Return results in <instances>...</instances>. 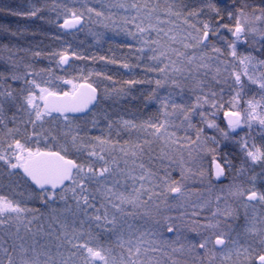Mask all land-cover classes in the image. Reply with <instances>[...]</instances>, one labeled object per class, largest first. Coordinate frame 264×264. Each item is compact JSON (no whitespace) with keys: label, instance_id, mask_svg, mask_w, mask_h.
Listing matches in <instances>:
<instances>
[{"label":"snow or ice","instance_id":"6c2138e0","mask_svg":"<svg viewBox=\"0 0 264 264\" xmlns=\"http://www.w3.org/2000/svg\"><path fill=\"white\" fill-rule=\"evenodd\" d=\"M0 13V264H264V0Z\"/></svg>","mask_w":264,"mask_h":264},{"label":"trees","instance_id":"16d2710c","mask_svg":"<svg viewBox=\"0 0 264 264\" xmlns=\"http://www.w3.org/2000/svg\"><path fill=\"white\" fill-rule=\"evenodd\" d=\"M28 3V0H0V5L3 4H9L11 6H23ZM0 23H10V24H16V23H24L23 18L19 17H13L11 15L0 13ZM88 43H93L92 40H87ZM108 42H103L102 47H97L95 44H93V48L100 52V54H108V48H109ZM113 47H115V44H112ZM114 69V68H113Z\"/></svg>","mask_w":264,"mask_h":264},{"label":"rangeland","instance_id":"374dc122","mask_svg":"<svg viewBox=\"0 0 264 264\" xmlns=\"http://www.w3.org/2000/svg\"><path fill=\"white\" fill-rule=\"evenodd\" d=\"M81 39H85V37L82 36ZM87 40H92V38H91V37H88ZM102 43H103V42H102ZM115 43H116V42L114 41L113 44H115ZM98 63H102V62H98ZM112 67L115 69V68L118 67V66H112ZM126 71H127V70H122V72H126Z\"/></svg>","mask_w":264,"mask_h":264}]
</instances>
